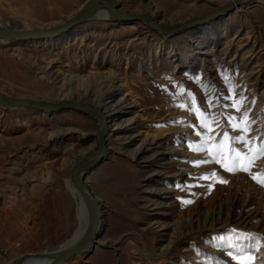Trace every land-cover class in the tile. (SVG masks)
<instances>
[{
  "label": "rangeland",
  "instance_id": "obj_1",
  "mask_svg": "<svg viewBox=\"0 0 264 264\" xmlns=\"http://www.w3.org/2000/svg\"><path fill=\"white\" fill-rule=\"evenodd\" d=\"M86 1L0 0V24L50 30ZM230 1L117 3L173 27ZM237 9L213 19L224 29L214 47L197 34L213 20L169 36L131 19L92 21L48 47L30 44L53 38L0 42V92L51 102L67 95L89 105L81 97L92 90L88 79L114 72L118 97L136 102L121 117L135 120L128 149L145 137L158 142L159 157L140 171L120 143L105 144L112 149L86 177L102 205L101 228L89 251L66 264H264V0ZM245 34L248 45L239 48ZM251 48L253 57H245ZM54 74L75 78L80 92L59 93ZM40 113L0 109V264L60 250L79 228L68 180L73 166L97 151V122L74 110ZM158 187L172 192L164 195L168 206L155 209L149 200ZM156 219L186 234L167 253L159 250L171 230L153 227Z\"/></svg>",
  "mask_w": 264,
  "mask_h": 264
},
{
  "label": "water",
  "instance_id": "obj_2",
  "mask_svg": "<svg viewBox=\"0 0 264 264\" xmlns=\"http://www.w3.org/2000/svg\"><path fill=\"white\" fill-rule=\"evenodd\" d=\"M249 1L250 0H231L227 4L217 7L214 12L204 17L190 19L173 27H168L160 25L147 13L130 14L120 11L116 0H88L75 15L68 18L62 25L50 30L41 32L30 29L16 30L0 24V42L9 45H20L41 39L56 38L87 22L100 11H105L108 18L113 22L131 19L136 22H141L144 26L158 32L160 35L169 36L186 30L191 26L198 25L209 18H217L220 15H225L233 11L234 8H239ZM0 107L17 110L28 109L48 114L58 113L62 110H74L83 115L93 117L97 122L95 133L97 151L89 156L83 157L74 165L69 178L72 188L78 193L85 205L87 212L86 228L79 239L68 247L58 252L41 256L42 258L50 259L51 262L49 264H65L76 256L88 252L101 228V221L103 219L102 205L94 196L88 184L85 183L87 175L93 171L106 156L104 142L105 131L101 116L94 107L82 105L70 100L51 102L30 98H17L2 92H0ZM22 262L23 259L20 258L13 260L11 264H21Z\"/></svg>",
  "mask_w": 264,
  "mask_h": 264
},
{
  "label": "bare ground",
  "instance_id": "obj_3",
  "mask_svg": "<svg viewBox=\"0 0 264 264\" xmlns=\"http://www.w3.org/2000/svg\"><path fill=\"white\" fill-rule=\"evenodd\" d=\"M245 5L240 6L239 9H237V10L241 11L242 8H245ZM80 9H81V7L73 15H75ZM151 16L153 17V19L156 18L154 15H151ZM213 19H216V18H209V19L205 20L204 23L211 21ZM92 21L97 22V23L113 22L108 18L105 11L98 12L97 14L92 16L87 22H92ZM87 22H85V23H87ZM131 25H133V24H131ZM221 25H222V23H221L220 19L219 20H213V21L207 23L205 26L199 28L197 30L198 31L197 34H199L200 39H204L207 44H210L212 47H214L218 44L220 37L224 33V29H222L223 25L222 26ZM144 27L148 29V27H146V26H144ZM261 29H262V32L264 35V20H262V22H261ZM129 30H131V31L134 30V26H131V28H129ZM237 32H238V30L233 35V39L238 38ZM73 33H74V31H69V32L57 37V38H53L52 40L51 39L45 40V42L43 41V42H39V43L34 42L33 44H30V45L42 44V46L48 47V46L52 45L54 42L60 41V38H61V40H63L66 37L71 36ZM164 38H166V37H164ZM248 40H249L248 35L245 34V37L242 40L243 42H240V44H239V48L247 46L248 45L247 43L249 42ZM29 43H32V42H28L25 44H29ZM20 45H23V44H20ZM14 46H16V45H14ZM246 53H247L246 54L247 56H245V57H249V56L251 57L253 55L252 48H251L250 52H246ZM111 58L112 57H110V59ZM52 79L58 81L59 80L58 74L52 75ZM102 80H104V81H102ZM118 82H119V78L114 72H111V73H108L105 75L91 76L88 79L87 83H89V85H91L92 90L91 91H87V90L84 91L83 90V92H81V94H82L81 97L90 99L89 105L94 107L97 110V112L100 114L102 122H103V126H104L105 136H106L104 138L105 144L106 143L108 144L111 141H113V142L117 141L118 143H120V147H121L120 150L124 151L126 157L129 160H131L132 162H134L138 166V169L140 171V170L145 169L146 167L152 165L154 163L155 159L159 157L160 154L155 149L156 147H158V142L154 138L148 139L147 137H145L139 143V145L136 146V148H134L132 150L128 149L131 145H133L136 138H134V136L131 134L127 135L126 132L129 131L131 126L135 123L134 122L135 120H134V118L123 120V119H121V117L127 113H131V109H132L133 105H135L136 102L132 101V103H131L124 97H121V98L118 97L119 90H117L115 88V87H117ZM57 84L60 85L58 87L59 93L63 92L67 88L74 90L77 93L80 92L78 85H81V84H80V82L77 83V81L73 77H70V78L63 77L62 79H60L57 82ZM97 90L99 92H97ZM2 93H4V92H2ZM263 94H264V90L261 93V95H263ZM61 100L72 101V99L67 95L60 96L58 101H61ZM74 102L79 103L77 101H74ZM0 109L18 111L17 109H4L1 107H0ZM40 114H42L44 117H49V114H44V113H40ZM70 132H73V131L71 129H69L67 131L51 132L48 134L47 139L52 140L56 137H59L63 134L70 133ZM111 149H112L111 147H108L106 145L105 146V153L106 154L109 153V151ZM153 172H155L157 175L162 173L161 171L157 172L155 170ZM94 173L95 172H93V174ZM85 183L87 184L86 179H85ZM68 185L70 187L71 194H72V196L76 202V216H77V219L79 221V228L77 229L76 233L71 238V240L62 249L68 247L69 245H71L72 243L77 241L79 239V237L83 234V232L86 228V225H87V212H86L85 205H84L83 201L81 200L80 196L78 195V193L72 188L69 180H68ZM151 190H154V191L152 192ZM151 190L150 191L152 192V197H150L149 202L151 204L150 203L149 204L151 206H153L155 209L167 207L168 204L165 201L166 198L164 197V195L169 193V192H172V190H165V189H162L161 187H158L156 190L151 188ZM164 215L171 216V213L166 212ZM149 223H151V222H149ZM152 225H154L153 227L156 226L155 227L156 229L164 230L165 228H169L171 230L170 224L166 223L164 221H160V219H156V221H154ZM185 235L186 234H184V232L181 229H179L177 227L172 228L171 233L169 235V239H168L169 242L167 243V245H165L164 249L161 248L159 250L160 253H165V252L167 253V251L170 249V247H172V245L181 241L185 237ZM62 249H60V250H62ZM60 250H56L53 252H47V253H41V254H35V255H24V256H19L15 259H20V258L23 259V262L21 264H49L51 262V260L42 258L41 256L47 255L50 253H55V252H58ZM15 259H10L6 264H11L12 261Z\"/></svg>",
  "mask_w": 264,
  "mask_h": 264
}]
</instances>
